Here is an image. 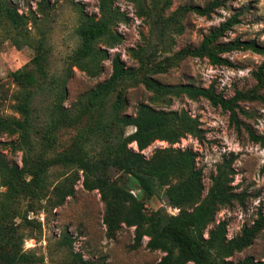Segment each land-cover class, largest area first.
<instances>
[{
  "label": "trees",
  "instance_id": "16d2710c",
  "mask_svg": "<svg viewBox=\"0 0 264 264\" xmlns=\"http://www.w3.org/2000/svg\"><path fill=\"white\" fill-rule=\"evenodd\" d=\"M115 1L96 0L97 14L80 12L74 30L77 46L68 56L65 68L56 73L50 68L51 46L46 36L35 39L28 30L36 14L46 13L50 7L48 0L38 1L31 20L8 0H0V20L7 24L3 39H8L16 49L30 47L34 51L23 67L8 74L17 86L11 93L10 104L16 115L3 114L1 105L6 98H0V138H12V152L21 153L19 166L0 150V264H45L42 256L23 248L25 239L32 237L25 228H40V223L22 216V206L26 205L25 213L34 205L44 211L57 208L75 193L80 180L85 190H96L104 204L102 221L106 236L113 238L122 226L133 227L135 246L146 237L147 249L162 252L155 264H264V259L253 256L230 259L253 243L264 229V220L259 216L234 237H227L228 223L217 220L216 215L239 199L233 188L235 170L230 160L223 161L216 166L211 183L205 188L202 170L196 163L197 153L173 147L187 136L202 140L204 130L184 108L169 109L174 98L202 97L228 111L237 130L248 129L237 116L238 111L246 115L240 103L262 100L263 96L251 89L237 90L226 98L216 93L212 84L203 87L187 82L163 83L154 77L186 57L206 58L211 65L231 67L227 54L249 50L264 55V44L222 39L238 23L235 14L209 29L197 46L177 51L166 57L165 63L156 62V46L165 45V38L172 32L183 33L182 21L187 14L209 17L224 2L184 4L167 14L174 0H151L149 7L141 0H131L136 1L138 16H148L152 27L158 29L156 46L148 44L129 50L137 68H127L120 55L114 54L110 75L65 106L66 84L73 68L87 76L100 75L104 60L110 58L109 49L123 39L114 27L126 17L114 6ZM254 75L262 86V68ZM138 84L151 94L150 103L140 102L133 114L125 113L126 91ZM129 126L134 127L131 133L126 130ZM66 133H71L69 140L62 143L61 137ZM248 133L251 140L263 142L262 136L250 130ZM157 140L168 146L156 148L145 157L142 151ZM133 143L136 149L131 147ZM54 167L65 171L53 174ZM130 179L136 181L144 200L161 196L178 211H146L144 200L129 190ZM61 242L69 248V259L63 264H92L72 251L69 236L63 235Z\"/></svg>",
  "mask_w": 264,
  "mask_h": 264
},
{
  "label": "rangeland",
  "instance_id": "374dc122",
  "mask_svg": "<svg viewBox=\"0 0 264 264\" xmlns=\"http://www.w3.org/2000/svg\"><path fill=\"white\" fill-rule=\"evenodd\" d=\"M19 13L30 18L35 12L39 0H8ZM48 0L49 8L42 16L36 14L35 21L28 24L30 36L37 39L42 34L46 36L47 43L51 46L50 68L59 73L66 64L68 56L77 46L75 27L81 11L97 14L96 0ZM140 1V0H138ZM145 7H149L151 0H141ZM212 0H174L169 14L178 6L184 4L205 5ZM223 5L215 9L209 17L189 13L183 19L184 31L181 34L170 33L165 38V45H154L159 41L158 29L152 27L148 16H138L136 1L116 0L114 6L125 14V20L119 22L114 30L123 39L114 48L109 49L110 58L104 60L103 71L100 75L91 77L84 72L73 68L66 88L67 97L64 105L72 104L79 95L94 87L98 82L105 80L111 72V57L119 54L127 68H137L138 63L131 55L130 49L148 44L156 46L154 60L165 63L166 57H172L177 51L197 46L209 29L217 27L222 22L238 15V23L226 31L222 39L255 40L264 44V0H223ZM7 24L0 20V98L6 101L1 109L5 115H16L11 109L13 102L11 93L17 86L8 77L9 72L20 69L33 56L30 47L16 49L8 40L3 39L4 29ZM233 66L211 65L206 58L186 57L178 60L168 68L165 73L154 77L163 83L187 82L194 86L207 87L212 84L216 93L229 98L237 90L255 89L263 96L262 100L245 101L240 107L246 115L237 112L239 119L247 124L248 129L241 127L239 130L230 121L229 112L223 111L218 106H213L205 98L189 99L186 96L174 98L169 109L184 108L196 117L202 129L204 138L197 140L191 136L182 138L173 144L175 148L192 149L197 153L196 163L202 170L205 188L211 183L216 166L223 161L231 162L235 170L233 188L239 194V199L228 207L222 208L216 215L217 220L227 221V237L237 235L244 225L250 226L259 217L264 220V140L255 142L250 139L248 130L264 138V84L259 86L254 73L262 68L264 77V55L247 51H233L227 54ZM151 94L142 84L129 87L126 91L127 105L125 113L133 114L140 102L150 103ZM155 106H161L155 104ZM131 133L134 127H127ZM69 134H63L62 143H67ZM12 138H0V150L7 158L21 165V153L12 152L9 142ZM164 141H155L142 151L145 157L160 147H166ZM136 149L135 143L131 145ZM65 171L61 167H54L53 174ZM51 180L54 176L50 177ZM129 190L140 200H144L142 193L134 179L128 182ZM146 211L166 208L169 213H176L178 209L167 205L161 196H154L144 200ZM22 216L40 223V228L35 225L25 228L32 236L26 238L23 248L34 251L42 256L45 264H63L69 259V248L62 244V236L67 235L72 239V251L79 253L84 260L92 264H155L162 257L160 251H150L146 248L147 238L144 237L139 246H135L134 228L122 226L113 238L106 236L102 218L104 204L96 190L87 191L82 187L81 180L75 186V193L66 199L63 205L44 211L33 206L32 210L25 213L26 205L22 206ZM35 224V223H34ZM245 256L264 259V229H262L253 243L236 252L230 259L233 261ZM190 264V263H189Z\"/></svg>",
  "mask_w": 264,
  "mask_h": 264
}]
</instances>
